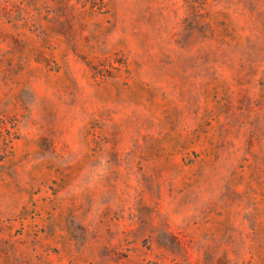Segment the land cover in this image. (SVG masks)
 <instances>
[{"label":"rangeland","instance_id":"rangeland-1","mask_svg":"<svg viewBox=\"0 0 264 264\" xmlns=\"http://www.w3.org/2000/svg\"><path fill=\"white\" fill-rule=\"evenodd\" d=\"M0 264H264V0H0Z\"/></svg>","mask_w":264,"mask_h":264}]
</instances>
